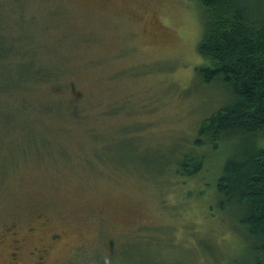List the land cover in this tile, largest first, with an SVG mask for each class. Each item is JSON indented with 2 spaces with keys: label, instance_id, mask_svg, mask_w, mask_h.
<instances>
[{
  "label": "rangeland",
  "instance_id": "374dc122",
  "mask_svg": "<svg viewBox=\"0 0 264 264\" xmlns=\"http://www.w3.org/2000/svg\"><path fill=\"white\" fill-rule=\"evenodd\" d=\"M12 1L24 15L10 26L0 6L1 52L15 40L14 55L26 53L16 57L50 73L26 81L16 109L0 104V264L14 246L19 264L44 247L42 264L246 259L239 214L219 208V168L209 155L197 174L181 165L189 149L202 153L199 125L229 100L196 70L198 0ZM15 62L0 67L5 91L33 69Z\"/></svg>",
  "mask_w": 264,
  "mask_h": 264
},
{
  "label": "trees",
  "instance_id": "16d2710c",
  "mask_svg": "<svg viewBox=\"0 0 264 264\" xmlns=\"http://www.w3.org/2000/svg\"><path fill=\"white\" fill-rule=\"evenodd\" d=\"M198 3L202 33L197 51L202 64L196 70L206 83L219 81L227 90L229 100L199 125L192 147H200L202 153L189 149L181 165L189 166L191 175L197 174L201 162L210 156L219 168L214 176L216 193L220 196L219 208L230 207L239 214V232L244 240L252 243L248 257L232 264H264V0H198ZM5 5L11 13L7 23L13 26L15 17L24 15L19 11L21 3L0 0V6ZM7 33L0 34V40ZM7 43L4 51L10 48V55L2 53L0 47L3 70L10 69L15 60L33 65L27 71L23 87L12 86L5 91L0 86V104L16 109L22 101L20 93L26 81L47 77L49 69L36 67L35 62L25 57H16L25 56V49L14 55L13 48L19 42L7 40ZM25 101L33 107L30 101ZM221 151L219 162L217 155ZM191 161L195 162L191 164Z\"/></svg>",
  "mask_w": 264,
  "mask_h": 264
},
{
  "label": "flooded vegetation",
  "instance_id": "af4514ba",
  "mask_svg": "<svg viewBox=\"0 0 264 264\" xmlns=\"http://www.w3.org/2000/svg\"><path fill=\"white\" fill-rule=\"evenodd\" d=\"M41 217V215H37L35 216V220L33 222H31V224L25 226V230H24V233H29L31 234L32 233V230H34L33 228V225L34 223ZM5 229V232H8L10 231V234H15V232H17V223L16 222H13L10 226H7V227H4ZM57 239V235L56 234H52L50 236V241H56ZM15 248H13L12 250H10L8 252V260L6 263H3V264H19V247L18 246H14ZM48 252H47V249L44 247L40 250H37L36 253H34L32 255V252L30 253V255H32V257H36L35 259V263L36 264H42L45 257L47 256Z\"/></svg>",
  "mask_w": 264,
  "mask_h": 264
},
{
  "label": "bare ground",
  "instance_id": "6f19581e",
  "mask_svg": "<svg viewBox=\"0 0 264 264\" xmlns=\"http://www.w3.org/2000/svg\"><path fill=\"white\" fill-rule=\"evenodd\" d=\"M218 152V151H217Z\"/></svg>",
  "mask_w": 264,
  "mask_h": 264
}]
</instances>
